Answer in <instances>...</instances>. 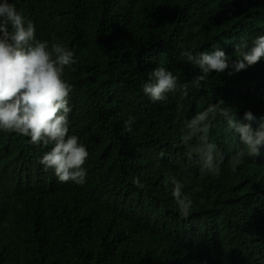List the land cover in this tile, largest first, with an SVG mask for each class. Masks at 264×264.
I'll return each mask as SVG.
<instances>
[{
  "label": "trees",
  "instance_id": "16d2710c",
  "mask_svg": "<svg viewBox=\"0 0 264 264\" xmlns=\"http://www.w3.org/2000/svg\"><path fill=\"white\" fill-rule=\"evenodd\" d=\"M12 2L30 9L37 40L74 52L63 74L72 85L69 135L89 155L85 183H62L39 163L52 145L0 130V264H246L253 256L264 264V145L248 155L226 120L210 117L208 140L224 158L213 176L201 174L181 139L185 121L218 99L240 123L264 124V59L233 75L212 72L197 88L199 69L181 55L220 48L236 59L235 46L264 35V0ZM157 67L188 84L187 96L152 102L142 85ZM172 178L192 201L187 218ZM239 222L254 229L223 241Z\"/></svg>",
  "mask_w": 264,
  "mask_h": 264
},
{
  "label": "clouds",
  "instance_id": "9594fccd",
  "mask_svg": "<svg viewBox=\"0 0 264 264\" xmlns=\"http://www.w3.org/2000/svg\"><path fill=\"white\" fill-rule=\"evenodd\" d=\"M249 1V0H243ZM0 2V130L15 132L29 137L33 145H52L39 160L44 169H53L60 182L72 181L83 184L86 171L83 167L88 151L78 137L69 135L68 114L69 94L72 85L63 79L65 68L77 63L74 52L59 44L40 41L35 36V26L29 21L33 16L30 9L21 3ZM24 20L29 22L25 24ZM183 47V46H181ZM236 59L220 48L211 52H200L183 49L181 55L186 57L200 74L191 82L199 87L212 72L223 73L229 69V75L254 66L264 59V35L257 36L252 46H235ZM188 84H179L177 76L163 67H157L148 73V79L142 85L143 93L152 102L164 101L168 93L179 91L183 96L188 94ZM225 101L218 99L204 111L196 113L185 121L182 132V143L188 149V157L196 152L200 157L201 174L219 176L223 156L216 154V145L208 140L209 118L215 119L217 114L223 117L228 128L239 136L248 155L258 156L261 145H264V124L253 129L249 123H240L235 118L231 107H225ZM244 118L253 120L251 111L245 110ZM134 118L125 122L127 131H131ZM197 141L193 146L192 141ZM244 151L236 153L229 161L232 172L243 163ZM172 195L176 200L180 214L187 218L192 206L191 199L183 195V184L175 178ZM133 184L144 188L139 178H133ZM143 202L138 199L139 204ZM251 227V228H250ZM252 224L239 222L230 229L223 241H235L237 238L253 230ZM249 230V231H248ZM246 264H262L259 257L247 258Z\"/></svg>",
  "mask_w": 264,
  "mask_h": 264
}]
</instances>
